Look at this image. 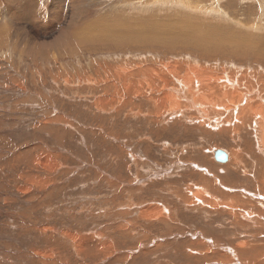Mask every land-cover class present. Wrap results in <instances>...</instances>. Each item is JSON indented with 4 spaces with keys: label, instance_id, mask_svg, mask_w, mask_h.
Segmentation results:
<instances>
[{
    "label": "rangeland",
    "instance_id": "1",
    "mask_svg": "<svg viewBox=\"0 0 264 264\" xmlns=\"http://www.w3.org/2000/svg\"><path fill=\"white\" fill-rule=\"evenodd\" d=\"M263 43L264 0H0V264H264Z\"/></svg>",
    "mask_w": 264,
    "mask_h": 264
},
{
    "label": "bare ground",
    "instance_id": "2",
    "mask_svg": "<svg viewBox=\"0 0 264 264\" xmlns=\"http://www.w3.org/2000/svg\"><path fill=\"white\" fill-rule=\"evenodd\" d=\"M168 3V2H167ZM169 4H176V5H178L179 6V3L178 2H171V3H169ZM218 4H219V2H218ZM177 6V7H178ZM181 6V5H180ZM179 6V7H180ZM181 7H183V8H185V9H188L189 11H191V12H196V11H198L199 9H200V7H201V4H199L198 5V7H194V5H192V4H190V5H186V4H183V6H181ZM201 11H202V14H203V16H206V15H210L209 13H212V14H214V15H216L217 16V18H219V19H221V18H223V17H226L225 16V14H224V12L221 10V15L216 11V8L215 7H210V8H208V6H205V7H202L201 8ZM206 17H208V16H206ZM248 18V17H247ZM195 21L197 20V19H199L198 17H195V18H193ZM181 20V19H180ZM205 21H208L209 19H204ZM186 22H181L182 23V25H185V26H189V25H194V24H190V19L188 20H185ZM209 22V21H208ZM216 22V21H215ZM233 23V22H232ZM231 25V24H230ZM246 26L247 27H252V29L254 28L253 26H252V23L250 24V23H248V24H246ZM197 28H199V30H204L203 29V27H201V26H198ZM224 29V28H223ZM222 29V30H223ZM257 29V28H256ZM259 29V28H258ZM217 31H219L220 32V30H214L213 32H217ZM223 31H227L226 29L225 30H223ZM232 32V31H231ZM208 34H212V31L211 32H208ZM221 34V33H220ZM213 35V34H212ZM224 35V34H223ZM229 35V34H228ZM211 36V35H210ZM225 36V35H224ZM230 36H233L234 37V39L233 38H231L230 40H232V41H228L229 43H231V44H237V45H235V46H242V47H244V46H246V45H249V44H246L245 42L243 43L242 41L240 42V39L236 36V34H231ZM176 37V36H175ZM214 38V37H213ZM220 38V36L218 37V39ZM228 38V37H227ZM218 39L216 38V40L218 41ZM242 39H243V36H242ZM247 39V38H246ZM250 40L251 39H247V40H245V41H249L250 42ZM210 41H211V39H210ZM222 41V40H221ZM221 41H220V43H221ZM213 42V41H212ZM223 42V41H222ZM211 43V42H210ZM227 43V42H226ZM225 43V44H226ZM213 44H215V43H213ZM244 44V45H243ZM264 44V43H263ZM263 44H250V45H253L254 47L256 46V47H258V46H261V45H263ZM224 45V44H223ZM261 49V48H260ZM258 53V52H257ZM261 56V55H260ZM176 64V63H175ZM177 67V66H176ZM124 69V68H123ZM127 69V68H126ZM125 69V70H126ZM141 69V70H140ZM124 70V71H125ZM138 70H140L137 74L138 75H140V72H142V74L143 75H145V76H143V77H147L146 75L148 74V75H150V73L152 74V72H154V73H157L156 75L157 76H155V77H157L158 78V80H160L161 79V75H160V73L158 72V71H155V70H152L151 68H144L142 65L140 66V67H138L137 68V70H135V71H138ZM126 71H130L129 69L128 70H126ZM125 71V73H126V78H124V76H121L122 78H124V80H125V82H129L128 80H131V79H129V77H131L132 76V78H134L133 76H134V74L133 73H131V72H126ZM134 71V72H135ZM121 72H123V71H121ZM125 73H122V75H124ZM168 73H169V75L171 76V78H172V81H173V84H174V88L173 89H170V90H166L167 91V93H168V95H167V99H162V101L163 102H167V101H170L171 102V105H172V108L173 109H175V110H179L180 109V107L182 106V103H179V102H176V98L177 99H181L183 96H184V93H185V91H189V90H191V87H192V85H193V82L196 80V78L194 77L195 75V73H193V71L192 70H190V73H186V74H184V75H182V76H180L179 75V71L177 70V71H175V73H170L169 71H168ZM228 74V73H227ZM227 74L225 73V75L227 76ZM232 75H233V73H231ZM232 75H229L228 77H222V75H221V79H218V81H225L226 83H224L223 84V82H222V84H223V86H228V88H229V86H233V84H234V81H235V79H233V76ZM236 76V75H235ZM234 76V77H235ZM121 77H118V78H121ZM139 77V76H138ZM142 77V78H143ZM151 77V76H150ZM152 77H153V74H152ZM163 77V79L165 80V82H166V84L167 83H169V81H170V78L167 76V74L166 75H164V76H162ZM218 77H220V76H218ZM121 78V79H122ZM149 78V77H148ZM214 79V78H213ZM212 79V80H213ZM120 80V79H119ZM133 80V79H132ZM136 80V79H135ZM139 80V79H138ZM141 80V79H140ZM144 80V79H143ZM217 80V79H216ZM150 81H152V79L150 80ZM150 81H149V83H150ZM218 81H216V82H218ZM238 81V80H237ZM144 82V81H143ZM148 82V81H147ZM202 81H200V83H201ZM115 83V82H114ZM191 83V84H190ZM199 83V84H200ZM219 83V82H218ZM230 84V85H228V84ZM239 83V82H238ZM126 84V83H125ZM143 84V83H142ZM145 84V83H144ZM187 84H190V86H188ZM217 84V83H216ZM235 84H237V83H235ZM219 85V84H218ZM150 86V85H149ZM151 87V86H150ZM200 87V86H199ZM198 87V88H199ZM163 88V87H162ZM193 88H195V87H193ZM228 88H226V89H228ZM233 88H235V87H233ZM152 89V88H151ZM153 89H155V88H153ZM157 89V88H156ZM164 89V88H163ZM242 89V88H241ZM247 90H249L248 88H246ZM126 90V89H125ZM128 90V89H127ZM126 90V91H127ZM171 90H175V94H172L171 93ZM230 90V89H229ZM244 90V89H243ZM251 90V92H258V93H260V94H263L261 91H259L258 89H255L256 91H253L252 89H250ZM209 92H210V90H208ZM205 92V91H204ZM227 92V91H226ZM225 92V93H226ZM240 92H242V91H240ZM187 93V92H186ZM223 93V92H222ZM228 93V92H227ZM248 93V92H247ZM250 93V92H249ZM252 93V94H253ZM198 94V93H197ZM239 94V93H238ZM245 94V93H244ZM252 94H250V95H252ZM243 95V94H242ZM242 95H240V97L242 96ZM248 95V94H247ZM247 95H245V97L247 96ZM188 96H189V93H188ZM200 96H202V95H200ZM207 96V95H206ZM230 96V95H229ZM228 96V97H229ZM236 96H237V94H236ZM244 96V95H243ZM243 96H242V98H238V99H241V100H243ZM253 96V95H252ZM244 97V98H245ZM249 97V96H248ZM247 97V99H249ZM262 97V96H261ZM211 97H204V96H202V98H201V100L200 101H198L199 100V98H195L194 99V102H195V104L198 106V108L202 111V113L203 114H207L208 113V108L210 107L209 105H208V103H211L212 102V99H210ZM236 98V97H235ZM250 98H253V97H250ZM256 98V97H255ZM183 99V98H182ZM246 99V98H245ZM254 99V98H253ZM257 99V98H256ZM230 100V99H229ZM263 100V99H262ZM233 101V100H232ZM246 101H248V100H246ZM249 103H250V100L248 101ZM257 102V101H256ZM231 103V102H230ZM233 103V102H232ZM240 103V102H239ZM244 103V102H243ZM251 103H252V101H251ZM254 103V102H253ZM262 104V103H261ZM264 104V103H263ZM229 105V104H228ZM231 105V104H230ZM239 105H241V103L239 104ZM251 105V104H250ZM254 105V104H253ZM259 105V104H258ZM232 106V105H231ZM234 106V105H233ZM242 106V105H241ZM239 107L241 110L240 111H237L240 115H239V118L241 117V114L244 112V111H246V112H248V111H250L249 112V115L251 114V115H253L252 113H254L253 111H254V109L253 108H250V107H248L247 106V104H246V106L248 107H246V108H242V107ZM254 106H256V105H254ZM254 106H252V107H254ZM243 107H244V105H243ZM259 107H261L260 105H259ZM263 107H264V105L262 106V109L261 110H263V112H264V109H263ZM226 108L227 109H229L230 108V106H226ZM254 108H256V107H254ZM215 109H220L219 107H216ZM237 108H236V105H235V110H236ZM258 109V108H257ZM257 109H256V111L255 112H257ZM238 110V109H237ZM259 111V110H258ZM252 112V113H251ZM233 114V113H232ZM262 114H264V113H262ZM258 115V114H257ZM256 115V116H257ZM260 115V114H259ZM203 116H205V115H203ZM202 116V117H203ZM228 116V115H227ZM231 116H233V115H231ZM255 116V115H254ZM262 116H264V115H262ZM206 117V116H205ZM237 118H238V116H236ZM258 117V116H257ZM228 118V117H227ZM233 118V117H232ZM242 118V117H241ZM251 118V117H250ZM259 118V117H258ZM261 118V117H260ZM243 119V118H242ZM247 119V118H246ZM252 119H253V117H252ZM228 121H226V122H228L227 124H229V125H231L232 123H231V121H233L232 119H227ZM239 119H234V124H236L237 125V121H238ZM254 120H256V118L254 119ZM262 120V119H261ZM213 121H214V123L215 124H219V120H214L213 119ZM247 121V120H246ZM256 122H258V121H256ZM263 122H264V120H262V122H260V124L258 123V124H256L255 123V125L257 126V125H259L258 126V128L256 129V130H258L259 131V133L260 132H262V136H261V141L263 142V144H264V124H263ZM247 123H250V122H248L247 121ZM239 124V123H238ZM252 124V123H251ZM235 125V126H236ZM235 126H233V127H235ZM240 126V125H239ZM252 126V125H251ZM254 127V126H253ZM261 134V133H260ZM260 138V137H259ZM263 144H262V146H263ZM263 147H261V149H262ZM233 153H235V154H233V155H238V152H233ZM261 153H263V152H261ZM229 155V154H228Z\"/></svg>",
    "mask_w": 264,
    "mask_h": 264
},
{
    "label": "water",
    "instance_id": "3",
    "mask_svg": "<svg viewBox=\"0 0 264 264\" xmlns=\"http://www.w3.org/2000/svg\"><path fill=\"white\" fill-rule=\"evenodd\" d=\"M214 159L221 164H225L229 161V155L226 151L217 149L214 151Z\"/></svg>",
    "mask_w": 264,
    "mask_h": 264
}]
</instances>
